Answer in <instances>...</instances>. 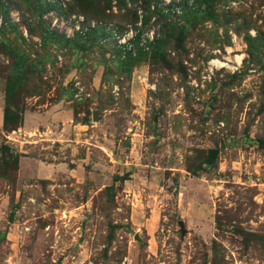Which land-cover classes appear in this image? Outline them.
Returning a JSON list of instances; mask_svg holds the SVG:
<instances>
[{
  "label": "rangeland",
  "instance_id": "1",
  "mask_svg": "<svg viewBox=\"0 0 264 264\" xmlns=\"http://www.w3.org/2000/svg\"><path fill=\"white\" fill-rule=\"evenodd\" d=\"M4 84L71 117L0 138V264H264V0H0Z\"/></svg>",
  "mask_w": 264,
  "mask_h": 264
},
{
  "label": "crops",
  "instance_id": "2",
  "mask_svg": "<svg viewBox=\"0 0 264 264\" xmlns=\"http://www.w3.org/2000/svg\"><path fill=\"white\" fill-rule=\"evenodd\" d=\"M4 104L3 88L0 85V138L18 147L16 166L18 175L48 178V175L53 173L54 163L42 161L28 150L37 145L46 147L49 143L64 139L66 132L70 130L69 109L58 104H44L40 109H25L21 112L18 126L14 130L4 131L2 129ZM72 127L75 128V125Z\"/></svg>",
  "mask_w": 264,
  "mask_h": 264
},
{
  "label": "trees",
  "instance_id": "3",
  "mask_svg": "<svg viewBox=\"0 0 264 264\" xmlns=\"http://www.w3.org/2000/svg\"><path fill=\"white\" fill-rule=\"evenodd\" d=\"M86 33V32H85ZM133 39V38H132ZM69 40V39H68ZM132 41V40H131ZM123 45H125V44H123ZM123 45H122V47H123ZM116 49H118L119 51L121 50V47H119V46H117L116 47ZM120 54H122V60H124L125 61V59H127L128 57H127V54H130V52H128L127 50L126 51H122L121 50V53ZM129 56V55H128ZM129 58H130V56H129ZM10 86L9 85H6V84H4V88H3V97H4V102H5V104H4V107H3V110H2V129L4 130V131H11V130H14L17 126H18V124H19V122H20V119H21V117L19 118V121H18V123L16 124V125H14V126H10L8 129L5 127L6 126V122H7V119L8 118H10V116H9V109H7V107H6V100L8 99V97H9V93H10ZM9 116V117H8ZM20 116H21V114H20ZM208 152H209V159H207V160H205V162L207 163V164H212L213 162H214V159H215V157H216V154H217V150L215 149V148H210V149H208ZM18 155L19 154H17L16 155V160H15V170H16V166H17V157H18Z\"/></svg>",
  "mask_w": 264,
  "mask_h": 264
},
{
  "label": "water",
  "instance_id": "4",
  "mask_svg": "<svg viewBox=\"0 0 264 264\" xmlns=\"http://www.w3.org/2000/svg\"><path fill=\"white\" fill-rule=\"evenodd\" d=\"M91 119L92 120H97V113L95 111H92L91 113ZM179 225H181V221H178Z\"/></svg>",
  "mask_w": 264,
  "mask_h": 264
},
{
  "label": "bare ground",
  "instance_id": "5",
  "mask_svg": "<svg viewBox=\"0 0 264 264\" xmlns=\"http://www.w3.org/2000/svg\"><path fill=\"white\" fill-rule=\"evenodd\" d=\"M236 59L238 60V57Z\"/></svg>",
  "mask_w": 264,
  "mask_h": 264
}]
</instances>
